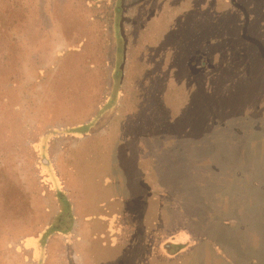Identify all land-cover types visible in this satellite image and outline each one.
I'll return each mask as SVG.
<instances>
[{
  "label": "rangeland",
  "instance_id": "obj_1",
  "mask_svg": "<svg viewBox=\"0 0 264 264\" xmlns=\"http://www.w3.org/2000/svg\"><path fill=\"white\" fill-rule=\"evenodd\" d=\"M0 2V264H264V0Z\"/></svg>",
  "mask_w": 264,
  "mask_h": 264
},
{
  "label": "crops",
  "instance_id": "obj_2",
  "mask_svg": "<svg viewBox=\"0 0 264 264\" xmlns=\"http://www.w3.org/2000/svg\"><path fill=\"white\" fill-rule=\"evenodd\" d=\"M224 1H227V0H224ZM237 1L239 3L240 0H237ZM245 1H247L248 5L251 6L252 1H260V0H245ZM226 6H227V9H229L230 11L235 13L237 15V17L239 18V20L237 22L230 21L231 27H233V28H230L229 30H231V32H240L241 30L246 31V28H245L246 26H244V24H243L242 16L238 12H236L231 6H229L227 3L224 4V7H226ZM263 16H264V13H263ZM235 25H237L238 30H236V28L234 27ZM247 31L249 33L252 32L253 34H261L262 39H264V17L258 18L253 27L248 26ZM256 32H258V33H256ZM138 184H140V183H138ZM139 187L142 191L145 189L142 184L139 185ZM124 200L127 201V199H124ZM131 201H133V200H131ZM119 202L121 204L122 210H125L123 207V203L121 201H119ZM73 208H74V206H73ZM117 215L124 216V212L121 211V213L118 212L116 214H112L111 217H108V218L102 217L101 219H99L101 222V226L103 228H101V230L98 232L94 230L95 233H93V231H92L93 230V228L91 227L92 224H88L89 223L88 221H87L88 223L87 222L86 223L80 222L78 224H74L72 226L71 231L68 230L70 232V234L72 235L70 242L72 245V252H73V255L75 257L74 260L76 262H78L79 264H95L94 260H97L96 255L97 256L101 255V257H97V258H99L100 260H104V262H106V260H108L110 257H108L105 260L104 256H106V252L110 253V251H112V249H115L116 253H121V257L122 256L125 257V256H127L128 253L132 252V250H127L125 253H123V251L121 250L122 247L126 248V246L129 243H127L125 246L124 245L121 247L115 246L114 248H112L110 246V243L107 244L104 239L100 238L101 236H104L108 233L115 232L116 228H121V227H119V225H117L116 221L114 224L110 223V219H112V217H114L116 219ZM126 215L127 214H125V216ZM129 216L131 218L134 217L132 215H129ZM157 217H159V216L157 215ZM108 219H109V221H108ZM124 229H125L126 235H128L129 231L127 230V228H124ZM64 245H65V241H64ZM64 245H63V250H65ZM64 256H65V254H64ZM105 264H107V263H105Z\"/></svg>",
  "mask_w": 264,
  "mask_h": 264
},
{
  "label": "flooded vegetation",
  "instance_id": "obj_3",
  "mask_svg": "<svg viewBox=\"0 0 264 264\" xmlns=\"http://www.w3.org/2000/svg\"><path fill=\"white\" fill-rule=\"evenodd\" d=\"M172 126V125H171ZM169 133H170V136H172V137H180L181 138V134H177V133H173V131L170 129L169 130ZM143 151H145V149H143L142 147H138V153H140V152H143ZM174 165V162L171 164V166H173ZM173 168V167H172ZM172 173L171 172H167L166 173V177H167V180H170L171 178H172ZM162 178H164V176H162ZM172 179H174V176H173V178ZM171 179V180H172ZM139 180L142 182L141 184L143 185V186H145V181H144V179H143V176L142 177H140L139 178ZM175 183H176V181H170V183H167L168 185H166L165 184V186H166V188L167 187H173L174 185H175ZM140 184V185H141ZM138 187H139V185H138ZM164 187V186H163ZM140 188V187H139ZM143 191H148V190H143ZM166 192V191H165ZM163 194L164 192H158V194ZM167 193H168V191H167ZM163 194V196L165 197V196H167V198H168V196H170L169 194ZM175 195V194H174ZM178 195V194H177ZM177 195H175L176 197H177ZM137 198V197H136ZM136 198H134V199H131V200H133V206H134V213L133 214H131L132 216H134L133 218H131V217H129V221H130V224L131 225H129V227H127V230L129 231V233H128V237L129 236H131V237H134L135 238V243H137L136 244V246H138L140 243H139V241H138V238L140 237V234H141V236L143 235V228L142 227H140L139 226V223H140V221H141V217H140V209H138L137 207H136V205H135V202H136ZM143 200H144V198H142ZM161 200V199H160ZM80 208L78 209V213L77 214H79V212L82 210V209H84V208H81V206H79ZM176 210H178V208H176ZM122 212H125V210H122ZM122 216V215H121ZM139 216V217H138ZM181 216H182V218H181ZM186 216H188L185 212H184V214H179L177 217H176V224L175 225H178V226H180V227H182V228H184V227H186L187 226V221H188V219H186ZM138 217V218H137ZM189 218V217H188ZM181 219V220H180ZM178 220H180V222H178ZM182 220H185V222H183L182 223ZM163 221L161 220V219H156L155 221H154V223H152L153 224V227L154 228H156V227H158V226H161L160 224L162 223ZM151 224V225H152ZM74 224H71V226H68V228H67V230H70L71 231V229H72V226H73ZM147 229V228H146ZM148 231H150V230H154V229H147ZM188 230V229H187ZM97 232L99 231V230H96ZM190 232V231H189ZM68 233H69V235L71 236V234H70V232L68 231ZM134 235V236H133ZM130 238V237H129ZM131 240V239H130ZM145 249H146V247H145ZM153 249V248H152ZM118 254V256L116 257V258H118V257H120V258H123V256L121 257V253H115V254H113L112 256H114V255H117ZM127 257L129 258V259H131V260H137V259H140V257H142V255L140 254V255H138V251L136 250V251H133V252H131V253H128L127 254ZM104 258H106L105 256H104ZM112 258V257H111ZM111 258H109L108 260H110ZM119 258V259H120Z\"/></svg>",
  "mask_w": 264,
  "mask_h": 264
},
{
  "label": "trees",
  "instance_id": "obj_4",
  "mask_svg": "<svg viewBox=\"0 0 264 264\" xmlns=\"http://www.w3.org/2000/svg\"><path fill=\"white\" fill-rule=\"evenodd\" d=\"M0 6H1V2H0ZM1 7H0V14L2 15L3 13H5V12H1ZM3 11H5V10H3Z\"/></svg>",
  "mask_w": 264,
  "mask_h": 264
}]
</instances>
